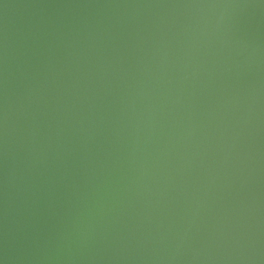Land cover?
I'll return each instance as SVG.
<instances>
[{
	"label": "water",
	"instance_id": "1",
	"mask_svg": "<svg viewBox=\"0 0 264 264\" xmlns=\"http://www.w3.org/2000/svg\"><path fill=\"white\" fill-rule=\"evenodd\" d=\"M0 264H264V0H0Z\"/></svg>",
	"mask_w": 264,
	"mask_h": 264
}]
</instances>
